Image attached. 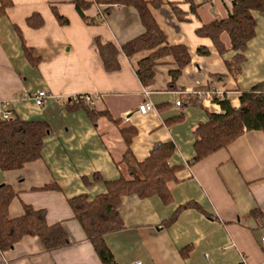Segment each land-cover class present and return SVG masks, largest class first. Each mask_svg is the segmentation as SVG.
<instances>
[{"label":"crops","instance_id":"0c3cea01","mask_svg":"<svg viewBox=\"0 0 264 264\" xmlns=\"http://www.w3.org/2000/svg\"><path fill=\"white\" fill-rule=\"evenodd\" d=\"M11 2L0 15V105L11 117L46 122L49 131L40 157L19 169H0V183L16 192L9 216L21 215L24 204L44 209L47 223L60 224L69 243L46 250L37 236L25 235L0 251V264H101L68 200L81 194L90 200L106 191L104 181L119 177L117 163L127 148L121 130L130 127L134 133L128 148L134 162L147 158L155 144L172 143L167 161L178 169L166 183L168 202L158 195L121 196L123 227L104 235L116 264H262L264 130L244 131L225 148L191 160L194 127L205 123L208 113L223 111L205 92L215 88L237 107L242 92L264 81V12L251 11L255 32L241 53L240 71L232 73L226 61L240 51L231 48L227 33L220 34V52L196 29L227 17L233 0H162L151 8L152 15L168 44L187 47L190 61L171 87L170 70L176 66L171 55L159 57L151 83L144 86L135 70L152 51L130 56L121 51L123 43L144 30L134 7L113 5L99 21L104 6L92 4L83 11L88 23L72 0ZM52 8L68 22L59 23ZM33 13L43 19L36 28L26 23ZM96 39L118 50L117 68H105ZM23 45L32 50L34 62ZM199 47L208 52L199 53ZM39 89L50 94L41 106L20 98L23 90ZM87 93L99 95L89 105L107 116L92 120L84 107L74 104V96ZM177 98L180 106L174 103ZM143 101H150L153 109L141 114L137 107ZM47 184L57 187L47 189ZM189 202L197 206L182 208L165 224ZM253 209L261 215H253Z\"/></svg>","mask_w":264,"mask_h":264},{"label":"trees","instance_id":"16d2710c","mask_svg":"<svg viewBox=\"0 0 264 264\" xmlns=\"http://www.w3.org/2000/svg\"><path fill=\"white\" fill-rule=\"evenodd\" d=\"M80 16L89 23L84 14V9L92 4L103 5V12L107 15L113 5L132 6L136 9L144 30L138 36L121 45V51L130 56L141 50L152 51L148 56L138 61L136 75L139 81L147 86L153 79V67L157 59L163 55H171L175 68L170 70L171 82L189 63L190 53L183 44H168L165 36L152 15L151 8L158 7L162 0H72ZM11 0H0V15L5 14L7 7L11 6ZM191 10L196 7L190 4ZM252 10L264 12V0H233L231 12L221 20H215L196 29V33L208 37L222 52L220 34L226 32L231 48L240 51L232 60L226 61V66L232 73L240 71V63L244 57L241 54L246 43L255 32V21L251 15ZM57 21L66 24L68 21L61 16L55 8H52ZM30 27H39L43 19L39 13H33L26 18ZM95 45L103 59L106 69L117 68L116 54L118 50L111 44H101L96 39ZM25 55L34 62L32 50L23 45ZM201 54L208 51L205 48H197ZM74 104L84 107L92 120L98 116H107V112H98L90 107L79 95ZM221 106L222 112L208 113V120L198 124L193 129L194 156L191 162H196L210 153L225 148L244 131L264 130V81L254 85L251 89L239 95V105L233 107L229 102L216 100ZM49 131V125L44 121L21 120L17 117L0 119V169L15 170L25 163L40 157L43 138ZM127 145L119 165L120 175L110 181H104L106 191L88 199L85 195H77L68 200L75 219L81 226L85 237L91 242L101 264H116L112 253L104 241V235L123 227V222L118 212L120 199L125 194H136L139 197L158 195L163 202L170 200V193L166 187L169 180L175 178L178 167L170 166L168 158L173 152L172 143H157L149 151V155L141 162H134L128 148L133 128L121 130ZM125 168V169H124ZM123 170L127 175L123 174ZM95 179H100L94 175ZM54 184H47L45 188H56ZM16 195L14 189L8 183H0V251L10 249L14 243L25 235L37 236L46 250L64 246L69 243V238L63 227L56 224H48L45 210L35 209L30 205H23V212L16 217L9 216L8 207ZM197 206L191 202L180 206L165 222L171 223L182 208ZM253 215H261L253 209Z\"/></svg>","mask_w":264,"mask_h":264},{"label":"built area","instance_id":"2783aa9c","mask_svg":"<svg viewBox=\"0 0 264 264\" xmlns=\"http://www.w3.org/2000/svg\"><path fill=\"white\" fill-rule=\"evenodd\" d=\"M105 13L102 10H99V13L97 15V20L102 21L105 19ZM206 95H208L209 97L212 98L213 101L217 102L216 100H224L226 99L224 97V94L222 92L217 91V89L215 88H210L209 90H207L205 92ZM50 94L47 92V90L45 89H39L33 92L27 91V90H23L20 93V98L21 99H31L34 101V103L38 106H41L44 102V100L49 97ZM84 101L86 102H92L93 101V97H99V95H93V94H82L80 95ZM78 96H74V99H76ZM176 106H180L181 105V99L177 98L174 101ZM153 109V104L150 101H143L141 102L138 107H137V111L141 114H144L150 110ZM11 118V113L7 108H4L0 105V119L3 120H7ZM261 243L264 246V237L261 238ZM130 264H140L139 262H133ZM240 264H244V262L242 261ZM264 264V261L263 263Z\"/></svg>","mask_w":264,"mask_h":264}]
</instances>
